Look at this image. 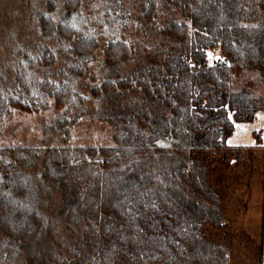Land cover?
I'll return each mask as SVG.
<instances>
[{
    "label": "trees",
    "instance_id": "trees-1",
    "mask_svg": "<svg viewBox=\"0 0 264 264\" xmlns=\"http://www.w3.org/2000/svg\"><path fill=\"white\" fill-rule=\"evenodd\" d=\"M6 14L0 264H238L193 261L188 241L232 223L246 148L228 138L264 110V0H0ZM18 119L30 136L5 133Z\"/></svg>",
    "mask_w": 264,
    "mask_h": 264
},
{
    "label": "rangeland",
    "instance_id": "rangeland-1",
    "mask_svg": "<svg viewBox=\"0 0 264 264\" xmlns=\"http://www.w3.org/2000/svg\"><path fill=\"white\" fill-rule=\"evenodd\" d=\"M6 15L5 23L0 18L2 35L6 32V22L11 25L15 21H12V14ZM21 124L24 125L20 119L8 124L5 133L8 136H30L31 132L26 130L28 126L20 131L23 127L19 126ZM86 127L84 125L85 129ZM242 156L240 163L234 164V167L232 165L229 172L234 188L231 191L232 213L228 212L227 217L232 218V223L222 230L208 227L206 234H190L188 250L193 261L238 264L260 261L264 210V150L257 147L245 149Z\"/></svg>",
    "mask_w": 264,
    "mask_h": 264
},
{
    "label": "crops",
    "instance_id": "crops-1",
    "mask_svg": "<svg viewBox=\"0 0 264 264\" xmlns=\"http://www.w3.org/2000/svg\"><path fill=\"white\" fill-rule=\"evenodd\" d=\"M255 131H262L264 135V110L259 111L252 122L238 123L233 134L228 138V143L232 146H244L246 149H251L255 144Z\"/></svg>",
    "mask_w": 264,
    "mask_h": 264
},
{
    "label": "water",
    "instance_id": "water-1",
    "mask_svg": "<svg viewBox=\"0 0 264 264\" xmlns=\"http://www.w3.org/2000/svg\"><path fill=\"white\" fill-rule=\"evenodd\" d=\"M219 58H220V56L219 55H216L214 59H215V61H218Z\"/></svg>",
    "mask_w": 264,
    "mask_h": 264
},
{
    "label": "built area",
    "instance_id": "built-area-1",
    "mask_svg": "<svg viewBox=\"0 0 264 264\" xmlns=\"http://www.w3.org/2000/svg\"><path fill=\"white\" fill-rule=\"evenodd\" d=\"M220 62H221V63H224V61H223V60H221Z\"/></svg>",
    "mask_w": 264,
    "mask_h": 264
}]
</instances>
